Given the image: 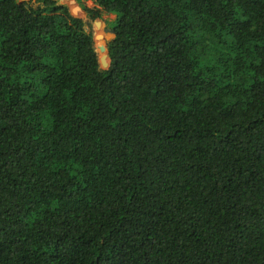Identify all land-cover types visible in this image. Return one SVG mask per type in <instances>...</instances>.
<instances>
[{
    "label": "trees",
    "instance_id": "obj_1",
    "mask_svg": "<svg viewBox=\"0 0 264 264\" xmlns=\"http://www.w3.org/2000/svg\"><path fill=\"white\" fill-rule=\"evenodd\" d=\"M87 1L0 0V264H264V0Z\"/></svg>",
    "mask_w": 264,
    "mask_h": 264
},
{
    "label": "water",
    "instance_id": "obj_2",
    "mask_svg": "<svg viewBox=\"0 0 264 264\" xmlns=\"http://www.w3.org/2000/svg\"><path fill=\"white\" fill-rule=\"evenodd\" d=\"M78 10H83L82 7L79 4H76L73 8H72V12L77 15L78 14ZM96 25L98 27H101L102 25V21L101 20H96ZM105 37V33L103 32H99L97 34H95V38H102L104 39ZM99 50L101 52L100 54V63H101V68H107L109 65V58H108V53H107V45L106 42H103L102 44H100L99 46Z\"/></svg>",
    "mask_w": 264,
    "mask_h": 264
},
{
    "label": "rangeland",
    "instance_id": "obj_3",
    "mask_svg": "<svg viewBox=\"0 0 264 264\" xmlns=\"http://www.w3.org/2000/svg\"><path fill=\"white\" fill-rule=\"evenodd\" d=\"M30 1H31L32 3H34V4H39V2H36V0H30ZM65 1H67V2L70 4L71 8H73V7L77 4V3L75 2V0H65ZM91 3H92V2H91L90 0L87 1V4H91ZM78 14H79V15H85V12H84L83 10H78ZM93 30H94L95 34H97V33H99V32H103V33H105V37H104V39H102V38H95L96 46H97V43H98L99 41L103 40V42H106V40H107L108 38H110V37L113 36V33L108 32L107 28L105 27V22H103V21H102V25H101V27H98V26L96 25V23H94V25H93ZM100 53H101V52H100Z\"/></svg>",
    "mask_w": 264,
    "mask_h": 264
}]
</instances>
